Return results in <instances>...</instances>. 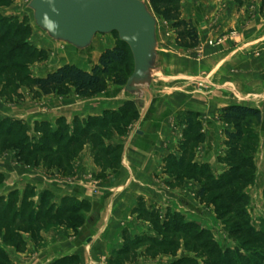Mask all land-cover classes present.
<instances>
[{"label": "crops", "instance_id": "obj_1", "mask_svg": "<svg viewBox=\"0 0 264 264\" xmlns=\"http://www.w3.org/2000/svg\"><path fill=\"white\" fill-rule=\"evenodd\" d=\"M261 8L264 10V0H244L241 6L234 0H181V16L196 28L198 45L181 48L174 37L172 44L158 50V72L151 84L150 96L138 107V120L132 130L112 140V144L122 146L120 164L114 172L99 177V168L91 158L85 157L81 169L79 165L74 166L81 174L71 179L0 162V173L6 179L0 195L16 190L21 198L26 188H30L33 202L38 203L42 193L47 192L50 203L55 205L63 197H73L87 202L90 208L84 224L76 232L64 228L44 231L41 248L28 244L22 254L8 251L10 264H47L73 255L78 264H109L112 256L123 250L125 236L133 239L149 230L150 224L136 217L134 210L139 203L148 211L164 214L168 208L180 213L194 209L199 214V208L190 203L189 196L167 186L171 178L166 172V159L180 155L178 143L185 112L199 115L204 133V141L195 149L193 162L209 164L213 174L218 169L219 174L224 170L216 163L219 141L222 144L225 140L226 125L221 119V109L230 105L257 108L264 121V14ZM221 36L226 38L222 43L208 44ZM48 40L50 46L62 44ZM64 46L72 55L74 49ZM67 59H63L64 64H71ZM114 90L87 98L55 94L36 100L26 98L18 109L0 108V117L22 121L35 135L36 122L55 127L63 120L71 125L75 118L100 116L105 111L119 109L130 98L122 88Z\"/></svg>", "mask_w": 264, "mask_h": 264}, {"label": "trees", "instance_id": "obj_2", "mask_svg": "<svg viewBox=\"0 0 264 264\" xmlns=\"http://www.w3.org/2000/svg\"><path fill=\"white\" fill-rule=\"evenodd\" d=\"M237 6H241L244 0H234ZM152 12L171 24L175 36L176 44L181 48H194L198 45L199 36L196 28L190 20H185L181 16V0H149ZM0 16V66L1 72L8 74V85L25 83L30 91L37 95L56 94L64 96L69 89L73 88L76 95L80 97H92L105 90L106 77L112 75V83L123 87L132 74L133 70L129 65L130 49L122 42L117 33L112 34L116 38L113 48L105 49L99 56L97 64L90 71L83 70L72 64H65L56 70L46 74L44 77H31L27 73V65L18 61L27 59L32 53L25 51L27 44L22 41L19 45L9 46V41H15L20 35L17 27L12 30V19H6L9 25L3 23ZM10 39V40H9ZM16 42V41H15ZM221 119L231 126V129L224 130L225 152L218 157V162L225 166V169L217 176L213 174L208 164L193 162L196 147L204 141L199 122V115L194 112L182 114L183 138L179 143L178 157L170 155L166 159V167L180 168L186 175L191 176L199 184H202L198 192L199 198L210 196V203L216 207L219 216H232L229 233L235 241L234 247L219 249L213 244L200 243L203 233L206 231H196L199 228L194 223L185 221L179 226L176 221L171 224L167 220L161 227L163 231L171 230L173 233L188 235L193 242H198L202 248L210 250L206 254V259L200 264H264V230L255 231L248 225L247 206L250 201L245 189L254 184L256 178L255 150L257 137L253 127L254 124L262 123V113L259 109L242 105H230L221 109ZM138 106L130 98L123 105L114 111H105L100 116L87 117L85 120L75 118L72 122L74 129L71 138L62 146L65 138L63 132L69 131V126L60 120L57 128H51L47 122H36L33 128L35 134H39L38 139L28 137L27 127L22 121L11 118L0 119V134L3 141L12 143V147L18 149L17 155L21 156L25 162L33 159L39 154H49L55 157L51 163L62 168L66 162V167L70 166V161L66 157H57L59 152H66L64 156H71V148H75L73 154L79 151L86 143L92 144L95 151V161L109 160L108 162L116 167L120 164L122 146L120 144H105L104 138L109 128L116 127V131L122 132L126 128L127 120L137 117ZM85 122L84 127L81 123ZM122 124V125H120ZM55 147V149H52ZM20 157V158H21ZM47 156L44 157V160ZM0 179L2 175L0 174ZM32 196L33 191L26 188L23 196L16 200L0 203V224L7 226L22 225L24 222H31L32 225L43 227L45 224L55 223L65 218L66 215H74L88 208L87 202L77 201L73 197H63L59 205L50 203V194L42 193L40 200L35 204L36 211L31 208L32 202L25 198L26 191ZM15 194L13 191L9 196ZM211 194V195H210ZM3 200V197H0ZM34 203V202H33ZM27 209H31L26 220H21L18 224L15 220L25 216ZM152 216H148L151 218ZM175 217V215L173 216ZM11 218V219H10ZM33 219V220H32ZM69 221V220H68ZM70 222V221H69ZM162 231V232H163ZM16 231H11V236H16ZM18 234V233H17ZM210 234V233H209ZM163 244V243H162ZM212 244V243H211ZM164 247L173 246V243L163 244ZM126 250L124 247L122 251ZM6 257L0 253V261L6 262ZM75 256L62 257L50 264H75ZM173 264H199L193 259H177Z\"/></svg>", "mask_w": 264, "mask_h": 264}, {"label": "rangeland", "instance_id": "obj_3", "mask_svg": "<svg viewBox=\"0 0 264 264\" xmlns=\"http://www.w3.org/2000/svg\"><path fill=\"white\" fill-rule=\"evenodd\" d=\"M29 1L30 0H0V16L4 19L3 23H5V25L7 26L9 24L6 19H12V30L17 27L20 29V35L17 40H15L16 42L9 41V46H12L13 44L19 45L22 41H24L27 44L25 51L30 54L32 53L31 57L27 56V59L18 61V63L27 65V73L23 75L28 74L31 77H44L46 74L56 70L60 65H65L64 63L66 62H64L63 60L65 59V57L68 58L67 60H70L72 65H75L83 70L90 71L91 68L95 64H97L100 54L105 49L113 48L116 43V38L113 34H98L94 37L92 44L87 49L76 50L72 47V49H74L72 55L65 51V44H51L53 46H50V42L48 40L50 38H48L47 35L39 30L34 24L32 11L27 7ZM141 1H144L146 3L151 14L156 19V35L158 40V50L160 51L169 43H173V38L175 37L173 29L170 23L164 21L162 18L152 12L149 5V0ZM261 11V13L264 14V10L262 9ZM227 34H229V32ZM129 65L133 70L134 64L131 53L129 57ZM8 76V74L1 72L0 66V108L8 107L18 109V107H20V105L25 102L26 98L36 100L38 99V97L40 98L46 96L32 93L25 83L8 85ZM112 77V75L106 77L105 90L95 96H101L103 94H106L110 90L114 92V89L122 88L121 86H117L112 83ZM64 96L76 97V93L73 88H70L68 94ZM0 119L4 118L0 117ZM136 120H138V114L137 117H132L127 120L126 128L123 129L121 133L116 131V127H110L109 135L107 133L106 137L104 138L105 144H112V140L121 137L122 135L128 133V131L132 130L133 126L135 125L134 122ZM84 124L85 122H82L81 126L84 127ZM224 124L226 125L225 129H231V126L227 125L226 123ZM25 126L27 127L26 134L28 135V137H34L36 139L40 137L39 134L34 135L30 131V128L27 124H25ZM68 126L69 131L63 132L65 138L63 139L64 141L62 142V146L67 143L69 138L73 137L72 132L74 129V125L71 124ZM253 127L257 137V145L255 150L256 178L254 184L247 187L245 191L250 197V201L247 206L248 225L255 231H262L264 230V121H262L261 124H254L253 122ZM51 128L56 129L57 126H51ZM182 138L183 132L180 137V141ZM224 143L225 140L222 142V144L221 141H219L221 147H218L219 151L218 155L216 156V163H219L221 165V168L223 169H225V166L222 163L218 162V157L222 156L225 152L226 147ZM52 149H55V147H53ZM96 149L93 148L92 144L88 142L84 144L82 148H80L79 151L75 154H73V152L76 149L71 148L69 151H73L72 157L64 156L66 152L60 151L57 159L59 157H66V161L69 160L71 163L69 167H66V162H64L62 164V168L59 169L58 167H56V164L54 162L51 163V159L55 158L52 153L39 155L35 154L32 160H30L29 162H25V158L17 155L18 149L13 148L12 143L4 142L3 136L0 134V162H4L5 165L8 164L10 167L13 166L14 168L41 171L48 176H61L71 179L77 174L80 175L81 172L77 171V173L75 167L80 166L79 169L82 168V158L84 157L88 159L91 158L95 166L99 168V177H104L105 175H107V173L114 172L119 167V165L113 167V165L108 162L109 160H101V162H96L94 160ZM46 156L47 159L44 160V157ZM179 169L180 168L166 167L168 177L171 178V181L168 182L167 186L177 189L183 195L189 196V198L191 199L190 203L199 208V214L196 213L197 211L194 209H190L188 211L189 213H186L184 211L180 213L175 210L172 211V209L169 208L164 214L157 210L148 211L142 206L141 203H139V207H136L134 210L135 213H137L136 217L140 221L149 223V230L146 233L143 232L142 234L139 233L140 235H135L133 239H131L130 237L126 238L125 236L124 247L126 248V250L118 251V254H116V256H112L109 264H173L177 259L184 260L187 258L193 259L200 264L207 258L206 254L210 250V247H214L213 244L215 246L217 245L219 249H223L225 247H234L235 241L229 233L232 216H219V214L216 212V207L212 203H210V196H207L205 198L198 197V192L201 190L202 184H199L195 179H193L191 176L186 175L185 172H182ZM218 172L219 169L217 172H215L214 175H219ZM0 174L2 175V179H0L1 187L5 184L6 179L4 174ZM90 177V173H88L87 178L90 179ZM13 191L16 190L8 192L7 195H0V197H3V200L2 198H0V203L2 204L11 200L17 201L18 199H20L19 196H16L15 194H12L13 196H9V194ZM16 192L18 193V191ZM24 197L30 199L31 195L29 193V189L26 191V195ZM35 204L37 203L32 202L31 206V208L34 210V213L36 211ZM89 209L90 208L88 206V208L83 210L81 214L76 213L74 215H66L65 218H61V220L56 221L55 223L53 222L51 224H45L43 227L32 225L31 222H24L22 225H15V227H5L3 223L0 224V253H2L4 257L7 258L6 262L1 260L0 264H10L8 251L22 254L23 252H25L28 244H30L31 246L33 245L36 249L41 248V246L43 245L41 234L44 231L51 232V230L64 228L65 231L76 232L77 229L84 224ZM30 211L31 209H27L26 215L18 217L15 220V223L18 224L20 219L26 220ZM174 215L175 217H173ZM148 216L152 217L148 218ZM167 220L171 221V224L177 221L179 223V226L183 225L182 221L198 225L199 228L193 231L194 233H197L196 231H200V229H202V231L208 232V234L203 233V236H201L199 242L209 243L208 239H212V242H210L209 245V249L202 248L198 244V242L191 241L188 235L183 234V231L180 233H173L171 232V230L163 231L161 227ZM13 229L18 231V234L16 233V236H11V231H13ZM52 235H54V233H52ZM171 242L173 243V246H163V244H169ZM51 262L47 264H50Z\"/></svg>", "mask_w": 264, "mask_h": 264}, {"label": "water", "instance_id": "obj_4", "mask_svg": "<svg viewBox=\"0 0 264 264\" xmlns=\"http://www.w3.org/2000/svg\"><path fill=\"white\" fill-rule=\"evenodd\" d=\"M35 26L56 43L85 50L98 34L117 33L130 49L133 72L123 93L142 107L158 72L156 19L141 0H30Z\"/></svg>", "mask_w": 264, "mask_h": 264}, {"label": "built area", "instance_id": "obj_5", "mask_svg": "<svg viewBox=\"0 0 264 264\" xmlns=\"http://www.w3.org/2000/svg\"><path fill=\"white\" fill-rule=\"evenodd\" d=\"M226 38L224 36L219 37L218 39H216V41L212 42L209 41L208 44L209 45H216V44H220L222 43Z\"/></svg>", "mask_w": 264, "mask_h": 264}]
</instances>
